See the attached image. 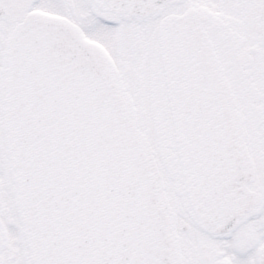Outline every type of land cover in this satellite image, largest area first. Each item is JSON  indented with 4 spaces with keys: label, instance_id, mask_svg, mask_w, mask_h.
Listing matches in <instances>:
<instances>
[{
    "label": "snow or ice",
    "instance_id": "6c2138e0",
    "mask_svg": "<svg viewBox=\"0 0 264 264\" xmlns=\"http://www.w3.org/2000/svg\"><path fill=\"white\" fill-rule=\"evenodd\" d=\"M0 264H264V0H0Z\"/></svg>",
    "mask_w": 264,
    "mask_h": 264
}]
</instances>
